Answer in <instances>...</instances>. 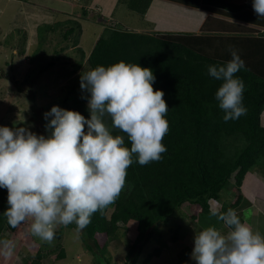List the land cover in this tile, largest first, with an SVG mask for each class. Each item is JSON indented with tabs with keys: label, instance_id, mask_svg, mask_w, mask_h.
Wrapping results in <instances>:
<instances>
[{
	"label": "trees",
	"instance_id": "16d2710c",
	"mask_svg": "<svg viewBox=\"0 0 264 264\" xmlns=\"http://www.w3.org/2000/svg\"><path fill=\"white\" fill-rule=\"evenodd\" d=\"M118 1L126 3L129 9L140 15L146 12L151 2ZM171 1L213 13L217 12V7L219 13L230 15L231 21L226 16H211L214 23L206 20L201 34L180 31L149 33L120 29L117 27L119 23L99 14L100 18L96 22L102 25L103 30L90 52L86 53L78 46L83 29L82 22L94 18H90L85 7L78 5L73 11V17L70 18L69 14L62 20L38 26V46L29 56V60L33 62L38 50L41 51L42 45L50 42L51 38L60 39L63 43L77 32L73 46H78L77 51L81 58L70 65L66 62L60 65L66 67L68 73H76L85 63L93 69L98 65L109 66L123 60L151 68L156 77L154 90L160 89L164 92L169 108L166 114L169 130L162 143L167 151L161 154L162 159L159 161L144 166L134 162L127 170L125 187L116 202L104 209L102 214H93L91 223L80 233L84 249L96 264H114L110 244L122 239L130 223L134 225L136 234L130 243L124 245L125 260L121 264H137L144 246L152 242L153 237H156L158 246L146 254L143 262L147 263L153 256H159L167 247L159 226L166 225L167 220L176 216L179 208L185 204L200 208L197 216L192 218L202 224L201 228L224 227L222 222L210 216V208L217 207L213 206L215 202L221 203L218 206L221 211L229 208L234 210L230 201L223 200V189L231 182L239 193L242 181L249 171L257 170L264 178V127L260 123V113L264 108V29L259 26L264 27V17H258L253 8L251 9L252 0ZM21 44H25V41ZM230 46L237 49L245 61L246 70L242 69L236 75L245 84L243 103L247 114L237 120L225 122L224 113L215 99V92L221 82L211 78L207 68L231 59ZM54 53L57 55L47 57L49 61L42 65V71L56 63L58 65L61 57L55 49ZM1 77L11 80L13 78L6 73L0 74ZM66 86L67 89H76L80 88V83L71 80ZM17 89H20L19 85ZM70 94L69 91L65 95L63 105L59 107H73L86 118L90 117L85 105L88 94L85 93L84 98L80 99L70 98ZM105 122L111 126L110 118L105 117ZM49 134L50 130H47V135ZM116 134L123 135L118 130H113V135ZM125 144L130 148L131 144L126 136ZM247 182L248 177L245 185ZM7 206V190L0 188V238L9 233V239L15 238L21 245L24 240H17L18 231L23 228L24 234H28L25 227H30V221L11 228L3 215ZM237 215L244 222L243 217L239 213ZM68 227L76 228V225L71 224ZM178 231V226L172 231L171 237L175 241L178 240ZM98 235L106 238L102 244L97 238ZM55 238H61L60 230H56ZM47 251L49 250L46 246L39 247L33 254L24 250L25 254L31 255L29 260L22 261L19 257L14 264H54L66 257L61 243L51 246V251ZM187 253L188 250L185 249L184 254Z\"/></svg>",
	"mask_w": 264,
	"mask_h": 264
},
{
	"label": "clouds",
	"instance_id": "9594fccd",
	"mask_svg": "<svg viewBox=\"0 0 264 264\" xmlns=\"http://www.w3.org/2000/svg\"><path fill=\"white\" fill-rule=\"evenodd\" d=\"M91 2L80 5L88 8L95 24L101 13ZM252 7L258 17H264V0H252ZM74 10L63 15L71 18ZM229 52L231 59L207 68L208 75L221 82L215 99L225 122L247 114L245 84L236 75L246 70L245 61L234 47ZM155 79L151 68L138 63L121 60L98 65L80 76L90 117L53 105L44 113L47 136L22 126H0V188L7 190L3 215L11 228L30 221L31 235L48 245L60 226L75 224L79 235L93 214H102L116 202L134 162L144 166L162 159L167 151L162 141L169 130V108L163 90L153 88ZM113 130L123 135H113ZM210 216L228 231L208 226L195 233L190 254L195 264H264L260 232H254L231 208L212 207ZM15 248L13 240L0 239V256L11 258Z\"/></svg>",
	"mask_w": 264,
	"mask_h": 264
},
{
	"label": "rangeland",
	"instance_id": "374dc122",
	"mask_svg": "<svg viewBox=\"0 0 264 264\" xmlns=\"http://www.w3.org/2000/svg\"><path fill=\"white\" fill-rule=\"evenodd\" d=\"M237 2H245V0ZM84 3L89 5V0H0V74L6 73L13 77L12 80L0 78V126H22L37 134L47 136L45 128L47 120L44 118V113L50 111L53 105H63L62 100L69 91L71 92L70 98L80 99L85 96V92L81 88L67 89L66 84L71 80L80 83L81 74L90 70L88 64H82L80 70L72 74L68 73L66 67L60 65H63V62L70 65L81 58L77 51L78 46L83 48L86 53L90 52L96 38L103 30L102 25L97 24L98 22L93 24L83 20L78 46H73V39L77 32L69 36L63 43L60 39L51 38L50 42L42 45L41 51L38 50L33 62L29 60V56L38 46L39 38L36 36L40 31L38 26L42 23L62 20L66 18L63 12H70L72 7L76 9V5ZM22 9H25L24 12ZM65 9L68 10L64 11ZM114 10L112 18L118 21H116L119 23L117 27L120 29L133 27L136 30L137 27H141V15L129 9L125 3H118ZM37 14H42L47 18L37 17L34 20ZM90 18H93V15H90ZM178 22L182 27H186L190 23L184 18L179 19ZM36 23L37 27H35ZM24 41L25 44H21ZM46 41L45 39L44 42ZM22 48L23 52H21ZM54 49L61 57L60 62L58 65L56 63L42 71V65L49 61L47 57L57 55L54 53ZM40 54H44L45 57L41 58ZM84 61L85 59H83ZM18 85L20 86L19 90L17 89ZM54 101L56 102L54 103ZM87 103L88 101L85 103L86 106ZM67 109L74 110L73 107ZM248 173H250L248 182L245 185L247 178L243 179L239 193L234 184L230 182L223 189L222 198L224 201L231 202L229 203L234 210L243 217L244 222L249 224L254 232L258 231L264 236V178L257 170ZM256 180H258V184L255 183ZM220 204V202H215L213 206L218 207ZM199 211L200 208L195 205L185 204L180 207L176 216L168 219L166 225L159 226L161 237L165 240L167 247L161 251L159 256H153L147 263L143 262L146 254L158 246L156 237H153L152 242L144 246L137 264H195V261L190 257L194 246L193 238L195 233H199L203 228H201L202 224L192 216L196 217ZM177 226L179 227L178 240L175 241L171 236ZM25 228L28 230V234L25 235V229L20 228L17 238V240L23 239V243L20 245L14 238L13 241L16 244L14 255L11 258L0 256V264H14L19 257L22 261H28L31 255L25 254L24 250L33 254L39 247L46 246L51 251V246L59 243L64 247L66 257L54 264H96L93 257L84 249L80 234H77L75 227H58L57 230L61 231V238L59 240L55 238L52 245L42 243L31 235L29 227ZM220 230L228 231L224 227H220ZM15 234L17 233L15 232ZM135 234L134 225L130 223L127 225L126 233L122 239L111 242L114 264H121L125 260L124 245L127 242L130 243ZM10 235L7 233L0 239H9ZM97 238L101 244L106 239L102 235H98ZM185 249L188 250L187 254H184ZM24 264L28 263L24 262Z\"/></svg>",
	"mask_w": 264,
	"mask_h": 264
},
{
	"label": "crops",
	"instance_id": "0c3cea01",
	"mask_svg": "<svg viewBox=\"0 0 264 264\" xmlns=\"http://www.w3.org/2000/svg\"><path fill=\"white\" fill-rule=\"evenodd\" d=\"M230 1H236V0H230ZM118 3H119L118 0H92L91 6L92 7L95 6L97 9H99L101 16L117 21L112 18V15L114 14V11H115L114 9ZM220 10L223 11V9H220ZM216 11H217L216 13L215 12L213 13L210 10H203L200 8L198 9L191 8L183 4L173 2L171 0H151L150 5L147 8L146 12L143 15H141V18H142L141 27H137L136 31L149 32V33L153 31L178 32L175 30L182 29L183 31H180V32H192L195 34H201L202 25L206 20H210L211 24L214 23V20L210 18L211 16H216V17L226 16V19L228 21H231L230 15H224V12L219 13V8L217 7H216ZM37 17L43 18L45 16H43L42 14H39V15L37 14L34 20L37 19ZM181 18H184L186 21H190V23H188L186 27H182L181 24L178 22V20ZM245 22L246 21H244V23ZM37 25L38 24L36 23L35 27H37ZM259 26L261 27V28L259 27L260 29L262 30L264 29L263 26L261 25ZM124 28L134 30L133 27L132 28L124 27ZM211 32H214V31L211 30ZM263 121H264V108L261 110V113H260V123L263 124L264 123ZM248 175H250V173L247 172L244 180L248 177ZM257 181L258 180L255 181L256 184H258Z\"/></svg>",
	"mask_w": 264,
	"mask_h": 264
}]
</instances>
